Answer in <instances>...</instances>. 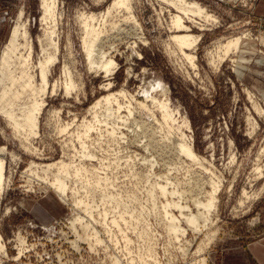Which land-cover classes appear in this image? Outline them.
<instances>
[{
	"label": "rangeland",
	"instance_id": "obj_1",
	"mask_svg": "<svg viewBox=\"0 0 264 264\" xmlns=\"http://www.w3.org/2000/svg\"><path fill=\"white\" fill-rule=\"evenodd\" d=\"M4 1L0 60L22 10L39 51L41 0ZM58 1L56 91L44 96L38 136L27 128L21 142L0 114V158L11 176L1 200L0 264H264V0H196L217 21H187L200 36L186 51L194 64L171 40L177 10L132 0L137 21L122 12L101 26L98 50L114 61L111 71L88 66L81 15L100 16L113 0ZM236 37L246 44L225 56L219 42ZM148 94L167 96L176 123L186 117L190 127L165 124ZM87 122L94 130L80 138ZM180 142L198 160L181 154ZM60 161L84 166L82 176H63L61 197L43 181L45 166ZM95 172L106 179L99 186ZM211 179L221 187L207 209L195 201L208 202Z\"/></svg>",
	"mask_w": 264,
	"mask_h": 264
},
{
	"label": "bare ground",
	"instance_id": "obj_2",
	"mask_svg": "<svg viewBox=\"0 0 264 264\" xmlns=\"http://www.w3.org/2000/svg\"><path fill=\"white\" fill-rule=\"evenodd\" d=\"M131 1L132 0H113V2L100 16L96 14L91 16L85 14L81 15L82 42L90 69L107 68V71H111L109 68L114 65V61L112 59H107L103 50H98V39L104 32L101 26L105 27L111 17L114 18L117 15L119 16L122 12L126 13L125 15L128 14V16H124L127 17V19H132L134 22L137 21L136 15L133 12ZM161 1L172 5L177 10L176 14L173 16L171 15L172 25L171 27L169 26L173 31L171 34V40L177 45L178 49L185 55V57L192 64H194L196 56H194V54L192 55L191 53H187L186 51L195 49L198 46L200 36L198 37L190 32L191 26L187 24V21L197 22L194 17H201L206 21H217L216 17H214L213 14H210L196 0ZM58 7V0H41V25L43 31L38 35L40 45L39 51L36 50L35 40L30 30L31 22L29 19H25V12L22 10L18 15L16 24L11 29L9 39L1 54L0 114L7 121L8 125L13 128L15 136L19 137L21 142L22 134L25 129L27 130V128L31 131L30 134L38 136L41 115L46 102L44 96H47L49 88L52 86L53 92L56 91V83L54 82V84H52V76L53 67L59 61L61 49L57 33ZM99 18H101V20H99ZM96 23H98L100 28L96 26ZM244 43L245 42L242 41L241 37L229 38L225 43L219 42V48L224 52V55L227 56L230 52L242 48ZM96 52H99V54H97L99 55L98 57ZM97 64H99V66H97ZM64 74L65 86L67 91L70 92L71 88H74V81L67 67L64 68ZM122 92H124V90H122ZM122 92H120V94H122ZM148 95L147 97H150V99L152 98L151 100L153 104L162 112L165 124L170 126H175L177 124V128L180 130L183 129L184 125L190 127L189 120L186 117H183V125L176 123L178 120L175 115L178 112H175V110L171 108L168 103L167 96H165L166 98L164 99L153 95L152 97L150 94ZM124 96H126V92H124ZM107 100L113 101L112 98H108ZM116 104H118V98H116ZM100 105L101 104H99V106ZM118 106H120V104H118ZM130 106H132V102L128 104V110H130ZM120 110H122V106L118 108V112H120ZM132 114H134V112L130 110V116H132ZM102 116H107V113L103 112L100 117ZM94 118L95 121H100L99 116H95ZM120 118H122V114H120ZM92 123L93 122H87L83 124L86 132H84V135L80 136V138H83L88 134V132H92V130H94V124ZM68 128H70V126H68ZM68 128H64V132H66ZM76 134H78V132H76ZM182 134L186 136V132H182ZM28 138H30V136H28ZM186 138H188V136H186ZM80 146H82V150H90L86 142H84V144H80ZM179 151L181 154L188 156V158L193 161L198 160V156L194 153L189 144L180 142ZM1 152L5 153L6 148H2ZM2 157L4 158V156ZM3 158H0V210L2 203L1 200L11 182V176H8L7 174L6 161ZM54 166H56L57 169L56 173H53L52 177H50L49 173L52 172ZM45 167H47V169L43 170L45 176L43 181L48 188L54 189L59 197L64 196V193L68 189V184H66V180H64L63 176H70L72 173H75L77 176H82L84 170V166L82 165L76 166L72 163H65L64 161H60L59 163L53 165H47ZM257 170L260 171V168ZM31 171L35 172L37 175L40 174L34 169H31ZM95 175L97 177L95 183L96 185L99 186L102 184V181H106L105 178L99 177L96 172ZM89 183L91 184V182ZM208 184H210L212 188L208 202L203 204V202H200L199 200L195 201L198 205H202L207 209L211 208L215 204L216 194L219 192L221 187V185L213 179H211ZM161 190L163 194L167 193L166 187H161ZM79 203L82 204L83 201ZM85 207L86 212L91 210V205L89 203H87ZM38 210L41 211V209ZM182 214L185 215L183 210ZM208 214H210V210H208ZM202 216L203 213L199 212L198 215L188 216L187 221L195 226L198 219ZM175 221V218H172L170 228L178 237L183 230ZM206 224H208V222H206ZM198 228H200V226H198ZM4 249L5 244L3 236L0 232V251Z\"/></svg>",
	"mask_w": 264,
	"mask_h": 264
},
{
	"label": "crops",
	"instance_id": "obj_3",
	"mask_svg": "<svg viewBox=\"0 0 264 264\" xmlns=\"http://www.w3.org/2000/svg\"><path fill=\"white\" fill-rule=\"evenodd\" d=\"M0 3L4 4V3H5V1H4V0H2V1H0ZM1 10H2V9H1ZM1 13H2V12H1ZM2 14H3V13H2ZM2 14H0V16H3L2 18H5V17H4V15H2ZM10 32H11V31H10ZM9 36H10V35H9ZM38 211H39V213H40L42 210H41V211H40V210H38Z\"/></svg>",
	"mask_w": 264,
	"mask_h": 264
}]
</instances>
